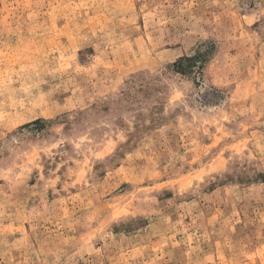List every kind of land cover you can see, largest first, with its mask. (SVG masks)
Wrapping results in <instances>:
<instances>
[{
  "label": "rangeland",
  "instance_id": "374dc122",
  "mask_svg": "<svg viewBox=\"0 0 264 264\" xmlns=\"http://www.w3.org/2000/svg\"><path fill=\"white\" fill-rule=\"evenodd\" d=\"M0 264H264V0H0Z\"/></svg>",
  "mask_w": 264,
  "mask_h": 264
},
{
  "label": "trees",
  "instance_id": "16d2710c",
  "mask_svg": "<svg viewBox=\"0 0 264 264\" xmlns=\"http://www.w3.org/2000/svg\"><path fill=\"white\" fill-rule=\"evenodd\" d=\"M189 60H190V58L181 59L179 62H177V63L174 65V67H179V66L182 64L183 61H189Z\"/></svg>",
  "mask_w": 264,
  "mask_h": 264
}]
</instances>
